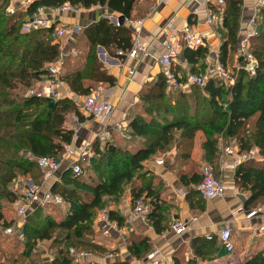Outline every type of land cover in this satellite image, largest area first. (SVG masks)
<instances>
[{
  "label": "trees",
  "instance_id": "trees-1",
  "mask_svg": "<svg viewBox=\"0 0 264 264\" xmlns=\"http://www.w3.org/2000/svg\"><path fill=\"white\" fill-rule=\"evenodd\" d=\"M136 0H35L23 12L9 13V0H0V217L3 209L12 204L17 195L10 190L13 179L19 174L30 176L35 183L42 179V172L34 161L26 157L51 156L60 159L64 145L71 142L73 130L65 126L67 116H82L78 107L69 98L54 100L48 106L45 98L24 95L37 81L47 76V67L58 62L59 45L52 37V28L38 29L29 33L21 31L25 15H32L37 7H56L70 3L73 6L90 8L104 6L110 12L130 18ZM240 1L225 0L219 47V62L228 70L236 60L243 65L238 53ZM88 51L81 68L59 63L65 71L59 78L69 90L77 95L87 96L100 83L113 85V78L97 60L95 46H102L111 53L126 51L131 46V31L122 25L112 26L105 19L84 28ZM249 51L257 60L256 72L250 75L237 69L234 82L225 84L210 79L201 89L193 86L187 93L179 89L168 90L162 74L146 82L139 94L143 113L133 115L128 123L127 142L115 144L112 140L101 144L94 140L92 155L84 171L93 175L77 177L69 169L62 172L60 181L50 191L62 196L67 207L63 213L59 206L47 205L36 208L28 215L21 229L28 253L39 240H52L57 247L51 264L76 263L68 254L70 247L76 250H96L91 243L92 225L97 212L125 194L133 204L141 200L147 207L146 220L156 233L167 228V206L162 198L164 188L161 179L146 170L143 163L158 154L175 151L171 166L179 169L190 160L196 132L201 131L203 160L215 166L220 147L233 141L238 152L248 154L256 149L261 160L246 159L238 163L235 185L249 192L247 203L264 202V8L259 13L257 34L250 39ZM183 57L188 63L203 70L207 47L195 50L185 47ZM193 68V67H192ZM175 93V94H173ZM174 98V99H173ZM173 100V106L170 102ZM153 109L159 115L153 116ZM161 117V119H159ZM114 138V137H113ZM180 182L189 186L201 180V174L191 169L179 172ZM199 198L195 203L202 209V198L196 190L190 189L187 198ZM201 198V199H200ZM46 209V210H45ZM51 212L55 217L51 215ZM109 219L121 225L123 218L109 212ZM217 241L196 237L191 241L194 257L183 261L173 259L174 264H197L214 256ZM149 249L146 239L131 243L129 250L137 258L144 257ZM238 264H264V250Z\"/></svg>",
  "mask_w": 264,
  "mask_h": 264
},
{
  "label": "crops",
  "instance_id": "crops-1",
  "mask_svg": "<svg viewBox=\"0 0 264 264\" xmlns=\"http://www.w3.org/2000/svg\"><path fill=\"white\" fill-rule=\"evenodd\" d=\"M217 1H135L130 12V18L124 20L123 25L131 31V44L134 37L138 35L147 54H138L133 58L118 57L115 51L111 53L102 46H95L97 60L102 64L104 71L114 80L113 85L100 83V86L92 91L100 90L99 93L102 98H108L113 107L112 119L105 124L84 115L78 103L82 102L85 96L71 92L67 85L59 78L62 81V85L58 88L60 98L66 97L73 101L78 107L82 120H79L75 114L67 117L65 126L73 130L72 140L67 145L71 149H74L75 153L74 156L68 158L64 155V149L62 158L60 157V159H63L61 167L43 185L44 189H50L54 183L60 181L62 172L69 169V162L71 163L76 160L78 164H82V162L86 161L87 159L77 160L79 148L83 147L87 142H91L92 144L94 140H97V134L106 126L110 128L113 120L121 119L128 126L131 119L130 114H135L136 110L141 108L138 100L144 84L161 74L155 58L163 52L164 27L168 22L172 21L178 28L185 23L196 27L197 31L205 36L206 45L203 47L208 48V54L202 62L203 68L214 62L215 53L216 51L219 52V47L223 40L220 33L222 28L218 27L214 29L208 26L205 20L208 10L215 13L216 17L223 15L225 0H223L224 4L221 6L218 5ZM239 1L241 13L237 33L238 40L244 34L243 27L252 13V7L256 3V0ZM78 7L80 11L77 12H59L46 15L70 29L67 37L58 41L61 59L59 63L68 60L66 64L68 68H81L84 64L88 45L82 33L83 29L102 19L104 13L110 12L104 6H92L87 9L82 6ZM19 11L24 12L25 10L20 8ZM26 17L28 15H25L24 19ZM182 51L180 52L179 60L181 62L183 60L186 61L190 71L198 70L199 67L197 65L199 63H196V65L188 63L183 57ZM176 67L180 73L183 74L185 72V69L181 65H176ZM130 70L133 71L132 74L129 73ZM64 71L65 69L61 66L59 75ZM167 89L169 90V88ZM132 111L135 113H132ZM128 133L129 131L127 133L113 131L111 140H114L115 144L127 142L128 138H123V136L128 137ZM203 141L204 136L198 131L195 134L190 160L187 163H191L192 161L197 164L202 163L203 150L201 144ZM228 146L234 148L233 154L223 153V149ZM257 152L256 149H253L248 154L240 153L233 141L220 147L214 168L216 175L224 185L225 195L223 198L213 200L202 198V209L198 208L195 203L199 199L198 197L192 200L187 198L190 189L195 190V184L185 186L180 182L177 175L178 171L184 173L189 172L191 169L201 174L202 168L198 167L196 169V166L194 168L187 163L183 166L181 165L180 169L177 166H171L175 156L174 149L163 155V165L155 164V159L159 155L152 157L145 161L143 166L144 170L157 175L164 185V195L161 196L164 199V204L167 206V228L161 233H156L146 219L133 217L131 215L132 203L130 197L128 194H125L119 200L111 202L106 206L109 212L113 211L115 215L123 218L122 224L118 226L115 220L109 219L111 226L107 232H103L99 227L97 218L99 210L92 225L93 234L91 237V243L96 244L98 248L96 250L78 249L77 251L87 253V256L81 260L74 259L68 249L69 256L74 262L85 264H142L145 257L152 252L156 254L154 259L158 260L160 264H168L169 262H173L174 257L183 261L193 258L194 253L190 246L191 241L196 237H206L208 239L207 236L210 235L211 239L214 238L217 241L214 256L205 260L197 259V264H238L243 262L258 251L264 250V237L256 232V226L264 220V202L257 201L248 204L249 192L243 191L235 185L234 173L238 163L241 161L248 158L261 160ZM24 182L25 185H21L22 188L20 187L19 194L10 185V190L17 194V197L25 186L41 184V180L35 183L31 178H26ZM59 207H64V205ZM66 209V206L62 208V212L64 213ZM252 210H257V212L255 215L248 217L247 214ZM51 215L55 217L52 212ZM26 217L21 218L16 215L13 203L3 209L2 216L0 217V264H51L57 250V247L51 245V239L38 240L35 246L26 253L24 241L19 237ZM175 219L188 223V229L184 233L177 234L170 229V224ZM9 227L12 228L11 233L5 231ZM225 228L230 230V242L233 245V251L229 253L218 239V233ZM141 239L147 240L149 249L144 257L137 258L130 253L129 247L131 243Z\"/></svg>",
  "mask_w": 264,
  "mask_h": 264
},
{
  "label": "built area",
  "instance_id": "built-area-1",
  "mask_svg": "<svg viewBox=\"0 0 264 264\" xmlns=\"http://www.w3.org/2000/svg\"><path fill=\"white\" fill-rule=\"evenodd\" d=\"M35 0H9L7 11L14 13L16 10H26L30 3ZM218 5L224 4L223 0L217 1ZM264 8V0H256L255 5L252 7V13L248 17L244 25V34L238 40V53L243 59L244 64L238 65L236 69H243L250 75L256 72L257 60L255 56L249 51L250 39L257 34L259 13ZM77 12L80 11L78 6H73L68 2L56 7L39 6L35 12L26 17L24 23L21 25V31L29 33L38 29L52 28V37L61 41L70 33V29L64 24L55 21L46 15L59 12ZM102 18L108 21L112 26H119V16L113 12H107L102 15ZM205 23L214 29L222 26V16L216 17L215 13L208 10ZM165 38L163 40V52L159 54L155 60L159 66L160 73L166 81L167 88L179 89L184 93L191 90L193 86L203 88L210 79H218L227 85L234 82V76L230 70L226 69L218 60L219 52L215 53V60L213 63L208 64L202 71H190L186 61H180V52L185 48L193 50L206 45L205 36L197 31L196 27L185 23L180 28L176 27L172 21L168 22L164 27ZM144 45L141 43L139 36L136 35L132 41L131 47L126 51L116 50L115 54L118 57L133 58L138 54H147ZM176 65H181L185 72L182 74L177 69ZM132 70L129 71L132 74ZM59 69L55 64H50L47 67V76L42 80L37 81L32 87L28 89L26 95H33L38 98H52L53 100L60 98L58 88L62 85L59 79ZM100 90L94 91L85 96L80 104L81 112L100 123H107L112 119L113 107L108 98L101 96ZM100 94V95H99ZM113 131L127 133L129 131L126 122L123 120H113L110 128L107 126L97 134V140L103 144L112 139ZM65 156L70 158L74 156V149L68 145H64ZM234 148L231 146L223 149L224 154H233ZM26 157L36 164L42 172V179L40 185L25 186L21 194L13 202V207L18 217L24 218L38 207H45L47 205L63 206L64 200L61 195L52 193L50 189H44L43 185L49 181L54 174L60 169L63 159H56L51 156L36 157L31 153H26ZM91 142H87L83 147L79 148V156L77 160H85L90 158ZM62 158V157H61ZM164 157L155 159L156 165H163ZM69 170L75 174H82V169L76 160L69 162ZM195 190L199 193L201 198L205 200H213L223 198L225 195V188L221 179L216 175L215 168L211 164H205L201 170V180L194 186ZM183 193V192H182ZM257 210L250 211L247 216L255 215ZM148 207L141 201H135L131 206V215L140 219H146ZM99 227L103 232L111 226L109 220V210L107 207L100 209L98 215ZM170 229L177 234L184 233L188 229V223L181 220H173L170 224ZM7 233L12 232L9 227L5 230ZM256 232L264 237V220L256 226ZM22 237V234L19 235ZM211 239V236H207ZM218 239L224 245L226 251L232 252L233 245L230 242V230L225 228L218 233ZM69 253L76 260H81L87 256V253L77 251L74 248H69ZM155 253H149L143 260L142 264H160L158 260L154 259ZM168 264H174L169 262Z\"/></svg>",
  "mask_w": 264,
  "mask_h": 264
},
{
  "label": "rangeland",
  "instance_id": "rangeland-1",
  "mask_svg": "<svg viewBox=\"0 0 264 264\" xmlns=\"http://www.w3.org/2000/svg\"><path fill=\"white\" fill-rule=\"evenodd\" d=\"M53 40L55 41V39L53 38ZM57 43H58V41H56ZM108 52H109V50H107ZM60 56H59V58H58V62L57 63H55V65L58 67V69L59 70H61V67H60V64H59V62H60ZM238 63H237V61L236 60H233V62H232V64H231V66L229 67L230 69H231V67H232V74H236V67H238ZM100 86V84H98L96 87H99ZM169 90H172V89H170L169 88ZM172 91H174V90H172ZM173 94H175V93H173ZM24 95H26V93H24ZM174 99V98H173ZM139 101V100H138ZM173 100H172V102H170V105L171 106H173ZM80 104H81V102L80 103H78V105L80 106ZM153 111V113L154 114H152L153 116H156V115H159V113L160 112H158V109H153L152 110ZM132 113H135L134 111H132ZM136 113H143V109L142 108H139V110H136ZM136 113L135 114H130V117H132L133 115H136ZM69 115H71V114H69ZM68 115V116H69ZM67 116V117H68ZM79 115H77V117H78ZM81 116V115H80ZM159 119H161V117H159ZM201 132V131H200ZM197 133V132H196ZM202 133V132H201ZM203 134V133H202ZM198 139V138H197ZM193 143H194V141H193ZM167 152H164V153H162V154H158L159 156H157V158H160V157H162L163 155H165ZM162 155V156H161ZM203 157V156H202ZM202 159V158H201ZM208 162H206V161H202V163L201 164H197V163H194L193 161L191 162V163H187V164H189V165H191V167H194L195 168V166H196V169H198V167H200V168H202L205 164H207ZM88 164H89V159H87L86 161H84V162H82V167H87L88 166ZM199 172H200V170H199ZM86 173V174H85ZM89 173H91L90 175H93V173L90 171V172H85L84 171V174L85 175H80V176H77V177H85L86 175H89ZM26 178H31L30 176H22V175H17L14 179L15 180H13L12 182H11V186L13 187V188H15V191L19 194L20 193V190H21V188H22V186L21 185H25V182H24V180L26 179ZM32 179V178H31ZM16 185V186H15ZM19 185V186H18ZM21 187V188H20ZM17 195V194H16ZM162 195H164V188L162 189ZM62 208H65V205H64V207H60V208H58L61 212H62Z\"/></svg>",
  "mask_w": 264,
  "mask_h": 264
},
{
  "label": "water",
  "instance_id": "water-1",
  "mask_svg": "<svg viewBox=\"0 0 264 264\" xmlns=\"http://www.w3.org/2000/svg\"><path fill=\"white\" fill-rule=\"evenodd\" d=\"M124 17L123 16H119V23L120 25H122L124 23ZM47 103H48V106H52L53 103H54V100L52 98H48L46 99Z\"/></svg>",
  "mask_w": 264,
  "mask_h": 264
}]
</instances>
